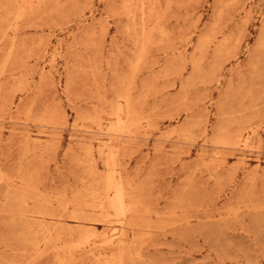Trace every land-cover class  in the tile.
Returning a JSON list of instances; mask_svg holds the SVG:
<instances>
[{
    "label": "rangeland",
    "instance_id": "1",
    "mask_svg": "<svg viewBox=\"0 0 264 264\" xmlns=\"http://www.w3.org/2000/svg\"><path fill=\"white\" fill-rule=\"evenodd\" d=\"M0 264H264V0H0Z\"/></svg>",
    "mask_w": 264,
    "mask_h": 264
},
{
    "label": "bare ground",
    "instance_id": "2",
    "mask_svg": "<svg viewBox=\"0 0 264 264\" xmlns=\"http://www.w3.org/2000/svg\"><path fill=\"white\" fill-rule=\"evenodd\" d=\"M127 99V98H126ZM127 108V107H126ZM122 111V110H121ZM120 111V112H121ZM116 112H118V111H116ZM115 115H117V114H115ZM120 116V115H119ZM126 119V118H125ZM121 121V119L120 118H118V122H120ZM128 122V121H127ZM117 123V122H116ZM122 125H123V122H122ZM118 126H121L120 124H118ZM123 135V134H122ZM245 141V140H244ZM115 201H116V203L119 205V207H120V209H121V213L123 212V209H122V194H121V192L118 190V191H116V193H115ZM122 205V206H121ZM100 206V205H99ZM136 206V205H135ZM127 207V206H126ZM134 207V206H133ZM125 208V207H124ZM129 209V208H128ZM125 211V210H124ZM127 213V212H126ZM123 216V215H122ZM57 219H59V218H57ZM106 220V219H105ZM90 221V220H89ZM92 221V220H91ZM94 232V231H93ZM109 234H111V233H109ZM114 234V233H113ZM112 234V235H113ZM103 236V235H102ZM120 236V234L119 233H115L114 235H113V237H114V239L115 240H117L118 239V237ZM89 237V236H88ZM99 237H100V235H99ZM98 238V237H97ZM114 239H112L111 238V242H113L114 241ZM85 240V239H84ZM87 241V240H86ZM83 243V242H82ZM105 243V242H104ZM103 243V244H104ZM92 244H93V242H92ZM117 244V243H116ZM78 246V245H77ZM94 247V246H93ZM74 248V247H73Z\"/></svg>",
    "mask_w": 264,
    "mask_h": 264
}]
</instances>
